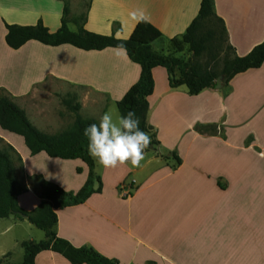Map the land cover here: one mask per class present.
<instances>
[{"label": "crops", "instance_id": "1", "mask_svg": "<svg viewBox=\"0 0 264 264\" xmlns=\"http://www.w3.org/2000/svg\"><path fill=\"white\" fill-rule=\"evenodd\" d=\"M201 2L0 0V89L44 134H59L74 122L62 104L68 93L61 88L77 90V96L70 94L81 105L80 116L99 123L139 81L141 67L128 54L118 58L115 48L83 51L29 41L13 50L6 43L7 26L42 22L55 33L67 7L72 32L79 31L77 19H84L83 28L90 33L128 39L137 26L129 13L144 9L162 34L154 50L168 55L170 41L185 34ZM213 4L237 56H246L264 41V0ZM161 44L167 47L158 48ZM153 79L148 122L157 131L160 155L175 152L181 164L155 152H145L139 168L125 164L106 169L94 159L102 192L84 204L57 210L58 237L75 248L92 247L118 264H264V65L197 96L185 87L172 89L165 68H155ZM201 126L216 131L201 133ZM7 147L25 189L18 197L25 212L44 201L40 182L78 192L88 180L89 167L82 160L32 155L24 137L0 126V150ZM32 226L16 216L0 220L3 264H22V243L42 241L31 235ZM36 264L71 263L43 251Z\"/></svg>", "mask_w": 264, "mask_h": 264}, {"label": "trees", "instance_id": "2", "mask_svg": "<svg viewBox=\"0 0 264 264\" xmlns=\"http://www.w3.org/2000/svg\"><path fill=\"white\" fill-rule=\"evenodd\" d=\"M67 7L62 18V27L55 33L39 22L35 26H7L6 43L18 50L29 41H37L47 46L71 45L83 51H102L124 44L129 58L141 67L139 81L117 103L120 116L134 111L140 121V128L151 137V144L145 152H155L165 160L174 159L176 166L181 160L175 152L160 155V141L156 129L148 122L149 97L154 91L153 70L162 67L167 70L172 89L185 87L190 96H197L206 89H215L216 81L223 76L226 85L238 74L258 69L264 65V41L255 46L246 56L236 55L229 44L228 33L223 19L214 11L213 0H202L198 17L191 23L181 38L170 41L171 52L166 55L157 52L153 44L162 39L161 32L150 23H139L128 39L115 35L94 34L83 28L84 19H77L78 32H72L67 26ZM190 59H186L187 54ZM177 54H182L177 57ZM206 56L205 62H198ZM77 98L70 96L62 104L74 115L73 124L65 131L48 135L39 131L28 119L26 112L17 106L5 89H0V126L2 129L22 136L32 155L45 152L52 158L64 160L80 159L89 167V177L78 192H68L57 185L42 181L39 192L44 201L33 212L23 211L18 205V197L24 193L10 147L0 150V220L10 216L28 221L45 234L40 242L22 243L24 261L22 264H36V257L43 251H53L62 255L71 264H118L116 260L106 258L92 247L75 248L57 234V210L84 204L94 194L103 189L101 177L95 172V161L87 151L88 138L84 129L98 122L83 119L79 112L81 105ZM214 129V130H212ZM201 133L216 131L214 126H201ZM130 164V163H126ZM0 264H3L0 261Z\"/></svg>", "mask_w": 264, "mask_h": 264}, {"label": "clouds", "instance_id": "3", "mask_svg": "<svg viewBox=\"0 0 264 264\" xmlns=\"http://www.w3.org/2000/svg\"><path fill=\"white\" fill-rule=\"evenodd\" d=\"M129 16L137 24L151 22L150 15L144 9L134 10ZM114 52L118 58L127 55L124 44L116 45ZM139 125L134 111H128L115 120L111 110L105 112L98 124L92 123L84 129L89 141V155L106 169H115L126 163L139 168L145 159V150L152 142L150 135L141 130Z\"/></svg>", "mask_w": 264, "mask_h": 264}, {"label": "rangeland", "instance_id": "4", "mask_svg": "<svg viewBox=\"0 0 264 264\" xmlns=\"http://www.w3.org/2000/svg\"><path fill=\"white\" fill-rule=\"evenodd\" d=\"M73 26H71V28H72ZM167 46L166 45H164V44H161V45H159V47L158 48H166ZM190 54H188L187 53V57H186V59H190V57L191 56H189ZM206 61V56L204 55L203 56V58H199L198 59V62H205ZM59 86V85H58ZM58 88H61L60 86L58 87ZM64 91L63 93L66 95V93L65 92H67L68 94L66 95V97H70V96H72V94L73 95H76L77 96V94H79V92L77 91V90H72V89H70V90H68V89H62L61 88V91ZM70 93H72V94H70ZM77 93V94H76ZM69 95V96H68ZM113 109V108H112ZM112 109H111V111H112ZM115 112V116H120V113H119V110H118V107L116 106L115 107V110L113 109V113ZM31 235L32 236H34L35 238H37L38 240H43L44 239V232L43 231H41V230H39L38 228H36L35 226H32V232H31ZM23 249V248H22ZM24 251V250H23Z\"/></svg>", "mask_w": 264, "mask_h": 264}, {"label": "water", "instance_id": "5", "mask_svg": "<svg viewBox=\"0 0 264 264\" xmlns=\"http://www.w3.org/2000/svg\"><path fill=\"white\" fill-rule=\"evenodd\" d=\"M217 85H216V89H221L224 85V78L223 76H220L217 81H216ZM21 217L25 220L28 219V217L26 215H21Z\"/></svg>", "mask_w": 264, "mask_h": 264}, {"label": "built area", "instance_id": "6", "mask_svg": "<svg viewBox=\"0 0 264 264\" xmlns=\"http://www.w3.org/2000/svg\"><path fill=\"white\" fill-rule=\"evenodd\" d=\"M122 191L124 189V186L121 187ZM126 197H129V193L127 195H125Z\"/></svg>", "mask_w": 264, "mask_h": 264}]
</instances>
